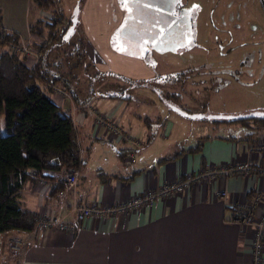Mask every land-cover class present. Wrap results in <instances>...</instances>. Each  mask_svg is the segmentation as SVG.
<instances>
[{
	"label": "crops",
	"instance_id": "crops-1",
	"mask_svg": "<svg viewBox=\"0 0 264 264\" xmlns=\"http://www.w3.org/2000/svg\"><path fill=\"white\" fill-rule=\"evenodd\" d=\"M47 12L37 8L33 0H0L2 27L20 44L31 46L36 41L30 24L49 19L44 15ZM126 13L121 6H112L111 0H84L79 19L87 37L84 44L87 57L104 73L132 80L163 77L160 67L170 59L159 53L154 65L149 66L141 52L134 49L129 54L122 50L121 40L118 44L111 42L113 30L118 23H124ZM168 30L164 29L163 38L169 36ZM140 84L142 89H149L147 82ZM150 86L154 93L163 94V85L162 90L155 83ZM59 88H53L51 98L72 116L85 165L79 170L77 183L63 189V197L52 192L50 181L43 185L32 180L24 183L19 204L35 217L58 215L70 220L69 210L74 204L120 203L146 189L214 165L246 161L251 165L250 172L196 185L127 214L86 218L73 233L53 230L41 234L18 230L2 233L0 264L252 263L253 228L244 229L228 218L235 202L249 199L255 189L264 193V175L259 173L264 168L262 118H251L246 125L215 122L217 119L206 116L245 114L247 110L190 111L167 100L168 95H176L168 90L160 98L166 107L163 110L148 98L144 101L112 98L111 93L101 94L98 88L93 91V99L74 102ZM92 106L117 121L123 134L114 139L97 127L90 112ZM144 106L151 112L143 113ZM176 109L193 116L182 115ZM160 110H163L161 115L155 113ZM156 120L162 126L157 137ZM127 133L140 141L139 147L127 140ZM131 149L135 152L133 164L127 163ZM46 174L57 180H64L65 175L53 171ZM219 189L227 191L225 200L216 196ZM13 238L24 243L17 255L10 253L5 245ZM261 264H264V246Z\"/></svg>",
	"mask_w": 264,
	"mask_h": 264
},
{
	"label": "rangeland",
	"instance_id": "rangeland-1",
	"mask_svg": "<svg viewBox=\"0 0 264 264\" xmlns=\"http://www.w3.org/2000/svg\"><path fill=\"white\" fill-rule=\"evenodd\" d=\"M83 2L84 0H57L56 10L68 24L76 6L79 7L78 22L74 28L75 38L79 37L85 43L87 37L79 19ZM143 2L149 4V7L136 8L130 5L131 12L127 11L124 23H118L110 39L113 44H118L121 40L124 45L122 50L126 53L131 54L134 49L141 52L149 66L154 65L155 56L159 53L170 59L160 67L163 77L132 80L114 74L121 78L116 81L112 75H107L103 81L97 82V87L106 89L111 94L129 97L132 101H144L148 98L149 101L160 104L163 110L166 107L160 98L162 95L166 96L165 90H168L174 91L176 95H168L167 100L190 111L199 108L198 110L207 112L206 109L212 108L218 111L243 109L247 113L264 112V13L258 0ZM111 3L112 6L124 8L121 0H111ZM165 8L170 10L162 11ZM44 15L50 17V21L56 22L59 18L51 11ZM166 28H169V36L163 38L162 33ZM36 40L40 42L43 38L37 36ZM25 62L31 67L35 63ZM71 80L72 84H80L78 87L82 90L83 100L93 99L86 92L88 83L78 78ZM140 82H147L149 89H142ZM152 83L161 90L163 85V94L151 91ZM118 84L120 89L114 87ZM59 89L65 93L63 88ZM93 107H90V111ZM141 110L146 114L151 112L146 107ZM163 110L155 113L161 115ZM155 129L157 131L154 135L157 137L162 129L157 120Z\"/></svg>",
	"mask_w": 264,
	"mask_h": 264
},
{
	"label": "trees",
	"instance_id": "trees-1",
	"mask_svg": "<svg viewBox=\"0 0 264 264\" xmlns=\"http://www.w3.org/2000/svg\"><path fill=\"white\" fill-rule=\"evenodd\" d=\"M33 2L37 8L51 11L59 18L56 22L42 18L30 24L31 33L43 38L31 44L32 49L40 52L32 67H28L22 53L10 49L11 45L21 44L3 29L0 15V234L14 230L29 232L34 226L37 217L19 204L26 181L38 182L43 178L53 184L52 192L58 193L64 189V181L44 171L66 173L71 169L79 171L85 165L74 120L53 102V88L61 87L74 102H82L80 84H72L71 79L88 83L86 92L91 96L95 88L101 94L106 93V89L97 87V82L107 75L116 81L121 79L99 71L89 60L85 43L75 38V30H70L72 20L65 23L56 10L57 0ZM114 87L120 89L119 84ZM250 119L214 121L246 125Z\"/></svg>",
	"mask_w": 264,
	"mask_h": 264
},
{
	"label": "built area",
	"instance_id": "built-area-1",
	"mask_svg": "<svg viewBox=\"0 0 264 264\" xmlns=\"http://www.w3.org/2000/svg\"><path fill=\"white\" fill-rule=\"evenodd\" d=\"M37 39V36H36ZM11 50L22 53L27 62H36L40 52L32 49L29 45L21 44V46L11 45ZM91 114L94 118V124L97 127H102L103 131L114 139L120 137L123 133L117 121L112 120V117L103 112H99L96 108L91 109ZM127 140L134 146L139 147L141 144L139 140L135 139L131 134H126ZM134 151L131 150L127 163L133 164L135 162ZM251 165L249 162L241 161L229 165L210 166L206 170L199 171L195 174H188L185 177H179L173 181L162 183L157 188H149L144 192L136 194L125 201L116 204H74L70 207L72 219L67 220L64 216H38L32 232L41 234L45 231H60L73 233L79 230V224L86 218L96 217L105 218L115 215H123L133 211H137L145 206L153 205L159 199H166L172 195L184 193L192 187L207 183L215 182L217 179L226 177L228 175L244 176L250 172ZM48 171H44L47 173ZM264 175V168L259 171ZM79 177V171L71 169L64 175V188L74 186ZM39 184H46L47 181L43 178L38 180ZM59 197H63V190L58 192ZM227 191L219 189L216 191V196L222 200L227 198ZM230 222L240 224L244 229L253 228L252 248L253 258L251 264L262 263V252L264 246V193L261 190L255 189L249 199L235 202L232 205ZM8 251L12 254H19L23 248V240L13 238L5 242Z\"/></svg>",
	"mask_w": 264,
	"mask_h": 264
},
{
	"label": "water",
	"instance_id": "water-1",
	"mask_svg": "<svg viewBox=\"0 0 264 264\" xmlns=\"http://www.w3.org/2000/svg\"><path fill=\"white\" fill-rule=\"evenodd\" d=\"M78 14H79V7L76 6L74 13H73V17H72V24L70 27V30L73 31L77 22H78ZM179 113H181L182 115H187V116H193V115H189L188 113L178 110L176 109ZM197 117H203V115H194ZM209 119H234V118H264V112L261 111H255V112H251V113H245V114H236V115H232V114H218V115H214V114H210L206 116Z\"/></svg>",
	"mask_w": 264,
	"mask_h": 264
},
{
	"label": "snow or ice",
	"instance_id": "snow-or-ice-1",
	"mask_svg": "<svg viewBox=\"0 0 264 264\" xmlns=\"http://www.w3.org/2000/svg\"><path fill=\"white\" fill-rule=\"evenodd\" d=\"M122 6L129 12H131L130 5L136 7V8H147L149 7V4L143 2V0H121ZM119 36H117V40H119Z\"/></svg>",
	"mask_w": 264,
	"mask_h": 264
},
{
	"label": "flooded vegetation",
	"instance_id": "flooded-vegetation-1",
	"mask_svg": "<svg viewBox=\"0 0 264 264\" xmlns=\"http://www.w3.org/2000/svg\"><path fill=\"white\" fill-rule=\"evenodd\" d=\"M258 2L260 3V9L264 13V0H258Z\"/></svg>",
	"mask_w": 264,
	"mask_h": 264
}]
</instances>
